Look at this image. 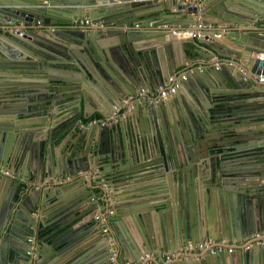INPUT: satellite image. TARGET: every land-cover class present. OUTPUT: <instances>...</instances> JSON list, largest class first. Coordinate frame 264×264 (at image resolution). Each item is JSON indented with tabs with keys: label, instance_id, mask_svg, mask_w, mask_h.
Segmentation results:
<instances>
[{
	"label": "water",
	"instance_id": "1",
	"mask_svg": "<svg viewBox=\"0 0 264 264\" xmlns=\"http://www.w3.org/2000/svg\"><path fill=\"white\" fill-rule=\"evenodd\" d=\"M260 74L264 0H0V264H264Z\"/></svg>",
	"mask_w": 264,
	"mask_h": 264
},
{
	"label": "built area",
	"instance_id": "2",
	"mask_svg": "<svg viewBox=\"0 0 264 264\" xmlns=\"http://www.w3.org/2000/svg\"><path fill=\"white\" fill-rule=\"evenodd\" d=\"M188 1V0H186ZM73 26H86V25H91L92 27L93 26H96L97 24L96 23H91L90 19L88 17H75L73 19V22H72ZM156 27L158 28H162V29H169L171 27L172 29V33H186V34H189L191 33V36L193 37H196L200 34V31L205 29V25L202 24L201 22H198V23H194L192 25H188V26H183V27H172L171 25L169 24H166V23H163V24H159L157 25ZM182 78H184V76H182ZM179 78L178 77H174V76H171L169 78V82L170 84L168 86H166L165 88H160L158 90V93H159V96L160 97H167L171 94H173L176 89L178 88V85H179ZM259 81H264V75L260 74V77H259ZM142 92H145L146 90L145 89H142L141 90ZM155 92H153L154 94ZM99 121L100 123H104L106 122V120H99V119H94L92 120V122H97ZM0 173L4 174V175H8V176H13L14 172L9 169V168H5V167H2L0 166ZM92 202L95 200L94 197H91L90 199ZM109 213H112V210H109ZM101 217V213H99L98 215L95 216V218H100ZM103 232L106 233V228L103 229ZM253 237H258V235H255ZM29 240H32L31 238H29ZM212 241L208 240V241H203V242H192V241H189L186 243L185 245V249L184 251H187V252H199V251H204L205 250V246H208V245H212ZM238 243H241V242H238ZM221 246H217V247H213L210 249L211 252L215 251V250H231L232 247L235 246V240L234 241H231L230 243L227 241H222L221 242ZM264 245V244H263ZM163 257L166 259V260H170L171 257L173 256V253H170V252H166V253H163ZM145 257H150V253H145L144 254ZM138 261H135L133 263H129L128 261H123L119 264H137Z\"/></svg>",
	"mask_w": 264,
	"mask_h": 264
},
{
	"label": "crops",
	"instance_id": "3",
	"mask_svg": "<svg viewBox=\"0 0 264 264\" xmlns=\"http://www.w3.org/2000/svg\"><path fill=\"white\" fill-rule=\"evenodd\" d=\"M57 5H60V4H57ZM186 21H188V20H186V19H181L180 20V22L181 23H184V22H186ZM256 23H253V24H251V27H253V28H256ZM262 24L259 22V25L258 26H261ZM175 26H180V25H175ZM79 27H81V26H79ZM134 27H136V28H139L140 27V25L139 24H135L134 25ZM150 27L151 28H154V26H152V25H150ZM186 54H184V59L185 58H187L186 56H185ZM261 98V97H260ZM225 99V98H224ZM257 99H259V97H256V98H248L247 100L248 101H254V100H257ZM225 100H227V99H225ZM96 102V101H95ZM259 105H262V101H260L259 103H258ZM96 107L97 106H95L94 104H88L87 105V107H86V109L89 111V112H91V113H93V115H99L97 112H95L96 111ZM150 153L152 154V155H150L149 156V160H153V158H156L157 156H158V154H157V152H156V150H154V149H151L150 148ZM145 166H148V165H144V167H143V171L141 172V173H147V172H151V171H153L154 169H147ZM151 166H153V164H151ZM146 168V169H145ZM98 171H101L100 169H98ZM102 172V171H101ZM107 177H109V178H107ZM111 177H113V174H110L109 176H104V178H105V180H101V181H99V182H97V184H93V186H92V188H91V192L94 194V195H98V197H96V196H94L93 195V197L95 198V200L93 201V202H95V201H97L98 202V205H99V207H101V206H103L105 203H104V201H103V199H105L107 196L109 197V194L112 196V193L114 194H116V193H118L120 190H121V188L120 187H117V189L119 190V191H115V189H116V187L114 186L115 184H113V183H111V180H108V179H110ZM107 178V179H106ZM114 181H115V179H113ZM126 181H134V179H129V180H126ZM125 182V181H124ZM99 183H100V185L102 186V189L104 190V193L105 194H103V195H99V192L101 191L100 189V187H98V185H99ZM123 183V182H122ZM108 186V187H107ZM123 186V185H122ZM112 190V191H111ZM91 199V198H90ZM89 199V200H90ZM91 201V200H90ZM89 201V202H90ZM122 200H120L119 202H121ZM118 202H114V205H116ZM101 213V212H100ZM84 219H87V217H85ZM263 235H264V232H263ZM38 240L36 241V244L37 245H39L38 244ZM168 253V252H167ZM194 253V252H193ZM199 253H201V252H199ZM199 253H197V254H199ZM195 254V253H194ZM163 255L164 254H162V256L160 257V259H159V263L160 264H167V262H169L170 260H166L164 257H163ZM198 256V255H197Z\"/></svg>",
	"mask_w": 264,
	"mask_h": 264
},
{
	"label": "flooded vegetation",
	"instance_id": "4",
	"mask_svg": "<svg viewBox=\"0 0 264 264\" xmlns=\"http://www.w3.org/2000/svg\"><path fill=\"white\" fill-rule=\"evenodd\" d=\"M208 240L212 241L210 238L205 239L204 241L206 242V241H208ZM199 242H203V241H199ZM212 242H213V241H212ZM208 247H210V245L205 246V250H206ZM199 252H201V251H199ZM194 253H198V252H194Z\"/></svg>",
	"mask_w": 264,
	"mask_h": 264
},
{
	"label": "rangeland",
	"instance_id": "5",
	"mask_svg": "<svg viewBox=\"0 0 264 264\" xmlns=\"http://www.w3.org/2000/svg\"><path fill=\"white\" fill-rule=\"evenodd\" d=\"M174 27H176L175 25H173ZM180 27H183V26H180Z\"/></svg>",
	"mask_w": 264,
	"mask_h": 264
},
{
	"label": "bare ground",
	"instance_id": "6",
	"mask_svg": "<svg viewBox=\"0 0 264 264\" xmlns=\"http://www.w3.org/2000/svg\"><path fill=\"white\" fill-rule=\"evenodd\" d=\"M186 35H187V34H185L184 36H186ZM184 36H183V37H184Z\"/></svg>",
	"mask_w": 264,
	"mask_h": 264
}]
</instances>
